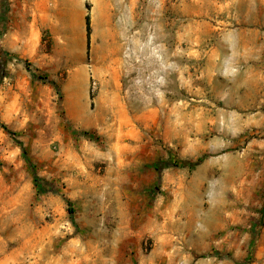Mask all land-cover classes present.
<instances>
[{
  "label": "rangeland",
  "instance_id": "374dc122",
  "mask_svg": "<svg viewBox=\"0 0 264 264\" xmlns=\"http://www.w3.org/2000/svg\"><path fill=\"white\" fill-rule=\"evenodd\" d=\"M0 264H264V0H0Z\"/></svg>",
  "mask_w": 264,
  "mask_h": 264
},
{
  "label": "trees",
  "instance_id": "16d2710c",
  "mask_svg": "<svg viewBox=\"0 0 264 264\" xmlns=\"http://www.w3.org/2000/svg\"><path fill=\"white\" fill-rule=\"evenodd\" d=\"M87 31H88V34H90L91 27H90V19H89V17H87ZM2 128H4V130H6L7 132H9L12 135L15 134L12 131H9V129L6 126H4V125L2 126ZM20 145L23 146L22 143H20Z\"/></svg>",
  "mask_w": 264,
  "mask_h": 264
},
{
  "label": "crops",
  "instance_id": "0c3cea01",
  "mask_svg": "<svg viewBox=\"0 0 264 264\" xmlns=\"http://www.w3.org/2000/svg\"><path fill=\"white\" fill-rule=\"evenodd\" d=\"M118 185V184H117Z\"/></svg>",
  "mask_w": 264,
  "mask_h": 264
}]
</instances>
